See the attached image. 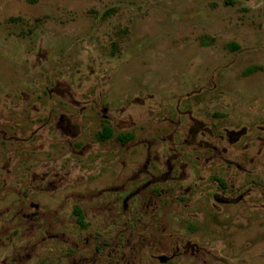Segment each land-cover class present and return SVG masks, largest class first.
<instances>
[{"label":"rangeland","instance_id":"1","mask_svg":"<svg viewBox=\"0 0 264 264\" xmlns=\"http://www.w3.org/2000/svg\"><path fill=\"white\" fill-rule=\"evenodd\" d=\"M0 264H264V0H0Z\"/></svg>","mask_w":264,"mask_h":264},{"label":"trees","instance_id":"2","mask_svg":"<svg viewBox=\"0 0 264 264\" xmlns=\"http://www.w3.org/2000/svg\"><path fill=\"white\" fill-rule=\"evenodd\" d=\"M251 70H254V68H250L249 70L245 71V73H249ZM106 130V129H105ZM110 135V130L107 128L104 137H107Z\"/></svg>","mask_w":264,"mask_h":264},{"label":"flooded vegetation","instance_id":"3","mask_svg":"<svg viewBox=\"0 0 264 264\" xmlns=\"http://www.w3.org/2000/svg\"><path fill=\"white\" fill-rule=\"evenodd\" d=\"M172 255H173V254H172ZM172 255L167 256V257L169 258V257H171ZM164 257H165V256H163V255H159V256H158V259H159L160 261H162V260L164 259ZM165 258H166V257H165Z\"/></svg>","mask_w":264,"mask_h":264}]
</instances>
